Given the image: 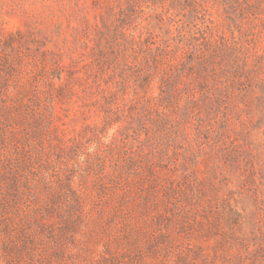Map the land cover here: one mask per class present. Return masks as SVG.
<instances>
[{"label":"rangeland","instance_id":"obj_1","mask_svg":"<svg viewBox=\"0 0 264 264\" xmlns=\"http://www.w3.org/2000/svg\"><path fill=\"white\" fill-rule=\"evenodd\" d=\"M0 264H264V0H0Z\"/></svg>","mask_w":264,"mask_h":264}]
</instances>
